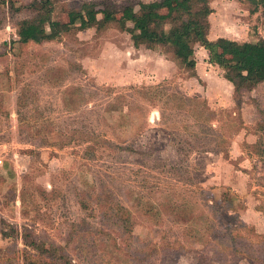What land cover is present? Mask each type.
<instances>
[{"label":"rangeland","instance_id":"374dc122","mask_svg":"<svg viewBox=\"0 0 264 264\" xmlns=\"http://www.w3.org/2000/svg\"><path fill=\"white\" fill-rule=\"evenodd\" d=\"M30 1L0 0V264L38 253L26 230L74 264H264V81L235 98L205 49L191 76L114 25L20 43ZM84 1H56L53 18ZM209 4L211 39L264 37L260 4ZM99 194L130 231L107 224Z\"/></svg>","mask_w":264,"mask_h":264},{"label":"trees","instance_id":"16d2710c","mask_svg":"<svg viewBox=\"0 0 264 264\" xmlns=\"http://www.w3.org/2000/svg\"><path fill=\"white\" fill-rule=\"evenodd\" d=\"M56 1L59 0H31L26 5L31 14L16 25L18 42L41 43L71 31L88 28L101 31L114 25L129 33L135 47H160L191 76L196 75L194 47H203L207 51L206 61L222 70L223 78L233 86L235 98H240L244 92L264 81V37L256 41H237L223 36L209 39V16L214 10L209 4L210 0H128L122 4L108 0L84 1L77 8L66 10L65 22L55 20L52 16ZM253 1L260 4L264 15V0ZM128 22L131 26L127 25ZM88 139L92 140V137ZM234 198L228 193L222 195L229 209L235 207ZM95 200L107 205L103 211L107 224L118 225L126 233L131 230L130 211L116 203L112 195L99 194ZM141 205L144 215L153 217L158 216V208L162 207L161 204L148 201H143ZM31 237V232L26 230L24 244L37 249L38 253L32 255L27 250L25 264H74L61 245H45L43 241ZM140 253L138 250L133 252V259H141ZM3 263L15 264V261L4 257Z\"/></svg>","mask_w":264,"mask_h":264},{"label":"crops","instance_id":"0c3cea01","mask_svg":"<svg viewBox=\"0 0 264 264\" xmlns=\"http://www.w3.org/2000/svg\"><path fill=\"white\" fill-rule=\"evenodd\" d=\"M209 31H210V29H209ZM218 33L219 32H216V31L213 33V39H215V38H217L219 36H222V35H217ZM224 37H226V36H224ZM208 38L211 39L210 32L208 33ZM198 47L201 48V49H204L203 47H201L199 45H195V47H194L195 59H196V49ZM202 52L204 53V56L203 57L206 59L207 58V51H206V53L204 52V50ZM196 65H197V59H196Z\"/></svg>","mask_w":264,"mask_h":264}]
</instances>
